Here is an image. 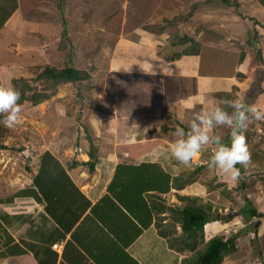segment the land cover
I'll return each mask as SVG.
<instances>
[{
    "label": "crops",
    "instance_id": "0c3cea01",
    "mask_svg": "<svg viewBox=\"0 0 264 264\" xmlns=\"http://www.w3.org/2000/svg\"><path fill=\"white\" fill-rule=\"evenodd\" d=\"M147 2L149 8L163 4ZM212 9H196L192 17ZM160 14L157 21L120 26L118 36L102 45L104 74L90 89L97 91L94 99H101L95 127L60 155L55 151L61 144L46 145L36 167H27L26 188L34 189L39 199H13H31L39 211L12 214L2 209L7 242L0 247V264H181L183 255L168 247L155 223L167 222L171 210L186 203L182 196L224 211L223 204L208 196L220 187L218 171L207 167L211 148L188 168L166 150L176 127L186 128L194 112L235 99V87L246 75L235 77L238 65L225 76L216 69L206 71L203 48L221 47L220 37L215 42L214 33L205 25L194 26L191 17L172 20V12L159 25ZM154 23L158 30L152 29ZM184 35L197 41L196 51L187 52L191 47ZM152 69L155 74L149 73ZM223 80L226 84L218 83ZM88 137L95 150L91 172L83 163L88 160ZM218 211L213 216H220ZM205 233L204 239L214 235ZM54 242L58 248L51 246Z\"/></svg>",
    "mask_w": 264,
    "mask_h": 264
},
{
    "label": "rangeland",
    "instance_id": "374dc122",
    "mask_svg": "<svg viewBox=\"0 0 264 264\" xmlns=\"http://www.w3.org/2000/svg\"><path fill=\"white\" fill-rule=\"evenodd\" d=\"M237 1L238 5L232 6L221 0H163L162 5L149 8L147 0H17L18 7L0 27V83L22 77L29 84L30 92H46L49 97L37 104L22 101L23 123L14 128L2 125L0 198L27 186L28 168L36 167L38 153L46 145L61 144L59 152L55 151L60 155L63 150L78 145L76 140L79 136L84 139L90 135L95 127L94 115L97 111L100 113L97 105L100 96L94 99L97 91L90 89L104 74L102 45L108 46L109 40L118 36L120 26L130 29L141 21H157L158 12L161 13L159 25L165 15L172 12V20L179 22L191 17L194 26L205 25L214 33L212 39L215 42L220 37L221 47L203 48L204 69H216L225 76L238 65L239 71L234 74L238 80H243L239 87H235V99L241 98L264 113V4L259 0ZM193 4L197 10L204 7L213 9L208 12L201 10L192 17L196 11H190ZM151 27L159 29L155 23ZM254 31L257 33L255 42H247ZM256 48L260 49L259 55ZM240 52L242 58H239ZM45 66H73L87 71L89 78L53 83L37 77ZM88 70L93 72L90 74ZM242 73L246 75L245 80L238 75ZM218 83L223 85L226 81ZM216 132L222 135L225 143H229L227 128H217ZM246 138L251 164L247 169L242 167L244 191L239 189L238 182L215 170L219 173L220 187L208 195L215 204L224 205V211L215 208L212 215L216 214L215 211L220 215L228 212L229 219L222 220L216 216L217 222L204 225L205 235L227 237L235 234V250L225 254L220 264H264V118L252 119ZM84 178L90 176L86 174ZM226 189L230 192L229 198L225 197ZM244 195L259 211L257 218H247ZM32 201L13 199L10 204L0 203V207L12 214L29 210L35 213L39 211V205Z\"/></svg>",
    "mask_w": 264,
    "mask_h": 264
},
{
    "label": "trees",
    "instance_id": "16d2710c",
    "mask_svg": "<svg viewBox=\"0 0 264 264\" xmlns=\"http://www.w3.org/2000/svg\"><path fill=\"white\" fill-rule=\"evenodd\" d=\"M222 3L226 5L237 6V0H221ZM261 4H264V0H259ZM18 7L17 0H0V27L4 25L7 19L14 13ZM196 6L193 4L191 10L195 9ZM256 32L248 38L247 42H255ZM183 41H189L191 49L187 52L191 53L197 50V41L188 36H182ZM251 39V40H250ZM182 41V40H180ZM256 54H260V49L256 48ZM243 54L240 52L239 58H242ZM38 78L51 81L53 83L62 82H77L83 81L89 78V73L84 69L76 68L73 66H63L61 68L53 66H45L37 74ZM11 83L20 91L21 98L19 103L24 100L29 101L31 104H37L44 99L49 97V94L42 91L30 92V86L22 77L12 78ZM98 105V104H97ZM99 108V106H98ZM2 119V117H0ZM2 124H0V133L2 134ZM88 140V160L83 161L84 165H87L88 172H91L94 168L95 150L92 146V141L90 137ZM243 173V168L237 165ZM238 187L240 190L245 189V182L241 178L238 181ZM30 195L34 199H39L37 193L32 188L22 187L17 189L13 194L0 198V203L11 201L14 197ZM225 195L230 196V192L226 189ZM186 201L179 209L170 212V216L167 222L164 224L159 220L155 223L158 233L163 236L168 244V247L180 252L183 257L181 259V264H220L222 258L225 254L231 253L235 250L234 237L235 234L231 236L224 237L220 234H214L208 239H204V224L210 220L216 219V216L212 215V205L206 203L204 205L195 203L194 197L182 196ZM233 198V197H232ZM230 198L232 201L233 199ZM244 203L247 205L246 216L253 219L259 216V211L251 205V201L244 195ZM230 212V211H229ZM229 215H220L219 218L222 220L229 219ZM249 216V217H248ZM0 219H4V211L0 207ZM176 224H179L180 231L177 233ZM251 224H253L251 220ZM176 231V234L173 232ZM3 224L0 221V247H4L7 240H5ZM198 244H201L199 246ZM19 251V250H18ZM191 252L189 255L188 253ZM0 255H4L3 248L0 249Z\"/></svg>",
    "mask_w": 264,
    "mask_h": 264
},
{
    "label": "clouds",
    "instance_id": "9594fccd",
    "mask_svg": "<svg viewBox=\"0 0 264 264\" xmlns=\"http://www.w3.org/2000/svg\"><path fill=\"white\" fill-rule=\"evenodd\" d=\"M149 73L155 74L153 69ZM20 98V91L11 82L0 83V124L14 128L23 123ZM253 118L262 119L264 113L241 98L215 101L206 109L194 112L186 128L176 127L175 139L166 151L179 165L188 168L199 155L211 148L207 167L238 182L242 176L237 165L247 169L251 164L246 131ZM217 128L229 130V143L217 134Z\"/></svg>",
    "mask_w": 264,
    "mask_h": 264
},
{
    "label": "built area",
    "instance_id": "2783aa9c",
    "mask_svg": "<svg viewBox=\"0 0 264 264\" xmlns=\"http://www.w3.org/2000/svg\"><path fill=\"white\" fill-rule=\"evenodd\" d=\"M53 248H58L59 247V244L58 243H56V242H54V243H52V245H51Z\"/></svg>",
    "mask_w": 264,
    "mask_h": 264
}]
</instances>
